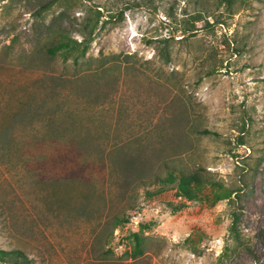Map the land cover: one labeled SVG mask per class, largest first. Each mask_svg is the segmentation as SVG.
<instances>
[{"label":"rangeland","instance_id":"rangeland-1","mask_svg":"<svg viewBox=\"0 0 264 264\" xmlns=\"http://www.w3.org/2000/svg\"><path fill=\"white\" fill-rule=\"evenodd\" d=\"M60 35L85 55H50ZM164 164L237 203L147 195ZM125 216L151 224L135 259ZM225 244L220 264H264V0H0V264H219Z\"/></svg>","mask_w":264,"mask_h":264},{"label":"trees","instance_id":"trees-1","mask_svg":"<svg viewBox=\"0 0 264 264\" xmlns=\"http://www.w3.org/2000/svg\"><path fill=\"white\" fill-rule=\"evenodd\" d=\"M234 2L235 0H217L218 5L223 6L228 12L233 11ZM216 23L222 24L223 22L217 20ZM90 41L91 39L89 38L83 41H77L66 35H60L48 46L47 52L50 55L57 52L64 56L73 55V60L77 61V59L85 55ZM160 54L165 60L168 59V51L165 45L161 46ZM202 133H209V131L203 130ZM162 170L165 172V175L162 176L160 172L154 174L152 180L153 190L146 191L147 195L166 201V193L172 190L176 197H182L188 201L207 200L211 203H216L221 200H227L231 205L237 203L238 191L212 180L209 172L204 168L196 167L193 170H185L164 164ZM229 217L230 225L228 227V234L230 238L236 240L238 236V216L234 207L231 208ZM127 224L126 238L132 243L130 256L135 259L143 254V232L150 228L151 224L143 222L137 225L129 224V217L125 216L116 218L112 222V229ZM229 250L230 247L225 244L224 251L217 257L216 262L220 264Z\"/></svg>","mask_w":264,"mask_h":264}]
</instances>
